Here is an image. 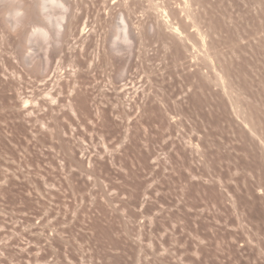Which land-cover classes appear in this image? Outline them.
<instances>
[{
	"label": "rangeland",
	"instance_id": "rangeland-1",
	"mask_svg": "<svg viewBox=\"0 0 264 264\" xmlns=\"http://www.w3.org/2000/svg\"><path fill=\"white\" fill-rule=\"evenodd\" d=\"M70 1L0 17V264H264V0Z\"/></svg>",
	"mask_w": 264,
	"mask_h": 264
},
{
	"label": "bare ground",
	"instance_id": "bare-ground-1",
	"mask_svg": "<svg viewBox=\"0 0 264 264\" xmlns=\"http://www.w3.org/2000/svg\"><path fill=\"white\" fill-rule=\"evenodd\" d=\"M121 1V0H120ZM71 2L73 3V1L70 0H34V2H30L29 0H0V17L2 19V21H5L4 24H6L5 26L9 29V31L21 35L22 36V40L20 41V44L18 46V49L20 50L19 54L21 56V60H36L34 59V57H28L27 55H25V51L27 50V45L28 43L32 42L34 40L35 37H40L39 39L42 38V40L46 39L49 37L50 35V25L45 19H43V16H46L48 20H50L52 22V16L50 14H46L44 15V11L48 10V9H53V7H57L59 8V6H63L66 9V12L69 8V6L71 7ZM106 2V1H105ZM139 3V2H138ZM76 4V3H75ZM80 4V3H79ZM53 5H57V6H53ZM106 5V4H105ZM53 6V7H52ZM61 6V7H62ZM188 6V5H187ZM62 7V9H63ZM108 7V6H107ZM75 8V6H74ZM81 8V6H80ZM87 8V7H86ZM70 9V8H69ZM72 9V8H71ZM109 9V8H108ZM111 9V8H110ZM78 10V9H77ZM105 11V10H104ZM77 12V11H76ZM80 12V11H79ZM75 13V12H73ZM63 14V12H62ZM61 14V15H62ZM85 14V13H84ZM87 14V13H86ZM76 15V14H75ZM80 15V14H79ZM60 19H55L54 21V26L55 28L58 27L60 29H64L67 32L68 31V27L67 26L68 22L65 23V21L69 20L67 13H65L64 15L60 16ZM77 17V16H76ZM78 19V18H77ZM80 20V19H79ZM96 20V19H95ZM100 20V19H99ZM78 22V21H77ZM91 22V21H90ZM101 22V20H100ZM126 22V21H125ZM70 23V21H69ZM87 23V22H86ZM120 23V22H119ZM67 24V25H66ZM128 24V23H127ZM34 25L35 26V30L31 31L30 30V26ZM70 25V24H69ZM122 25V24H121ZM53 26V27H54ZM73 26V25H71ZM75 26V24H74ZM96 26V25H94ZM104 26V25H103ZM111 26V25H110ZM116 26V25H115ZM52 27V28H53ZM100 27H102L100 25ZM114 27V26H113ZM76 28V26H75ZM84 28V27H83ZM116 28V27H115ZM118 28V27H117ZM57 29V28H56ZM84 30V29H83ZM98 30V29H95ZM132 30V28H131ZM4 31V30H3ZM2 31V32H3ZM56 31V30H55ZM65 31V32H66ZM135 31V30H134ZM6 32V31H5ZM59 35L58 37H62L64 40V37L66 36L67 38V33H64L62 30H59ZM89 32V31H88ZM95 32V31H94ZM113 32V31H112ZM115 32V31H114ZM137 32V31H136ZM52 33V32H51ZM71 33V32H70ZM110 33V32H109ZM131 32H129L130 34ZM133 33V32H132ZM91 34V33H90ZM121 32L118 30L117 31V36H120ZM128 34V35H129ZM136 34V33H134ZM71 35V34H70ZM112 35V34H111ZM114 35V36H116ZM138 35V34H137ZM140 35V34H139ZM7 36V35H6ZM19 36V37H21ZM113 36V35H112ZM111 36V37H112ZM123 36V35H122ZM121 36V37H122ZM134 36V35H133ZM2 37V36H1ZM107 37V36H106ZM129 37V36H128ZM137 37V36H136ZM15 38V37H14ZM65 38V39H66ZM50 39V37H49ZM76 39V38H75ZM104 39V38H103ZM107 39V38H106ZM127 39V37L125 38ZM129 39V38H128ZM83 40V39H82ZM45 41V40H44ZM71 41V40H70ZM87 41V40H86ZM103 41V40H102ZM49 42V41H48ZM66 42V41H65ZM69 42V41H68ZM124 42V41H123ZM63 43V42H62ZM67 43V42H66ZM71 43V42H70ZM89 43V42H88ZM137 43V42H136ZM64 45V44H63ZM68 45V44H67ZM72 45V44H71ZM105 45V44H104ZM69 46V45H68ZM63 47V46H62ZM65 47V46H64ZM53 48V47H52ZM56 48V47H55ZM71 48V47H70ZM94 48V47H93ZM60 49V48H59ZM66 49V48H65ZM62 50V49H61ZM81 50V49H80ZM58 52V51H57ZM78 52V51H77ZM14 53V52H13ZM12 53V54H13ZM54 53V52H53ZM63 53V52H62ZM87 53V52H86ZM50 54V53H49ZM15 56V55H14ZM51 56V55H50ZM86 56V55H85ZM49 58V56H47ZM78 57V56H77ZM84 57V56H83ZM53 59V58H52ZM75 59V58H73ZM84 59V58H83ZM86 59V58H85ZM17 60V59H16ZM49 60H51L49 58ZM69 60V59H68ZM72 60V59H70ZM24 62V61H23ZM34 63V62H33ZM53 63V62H52ZM32 64V61L31 63ZM45 64V63H44ZM50 67V66H49ZM41 67H39L40 69ZM46 68V67H45ZM42 69V68H41ZM48 71V70H47ZM40 72V71H39ZM43 74V73H42ZM41 74V76H42ZM46 75V74H45ZM40 79V78H39ZM38 79V80H39Z\"/></svg>",
	"mask_w": 264,
	"mask_h": 264
},
{
	"label": "snow or ice",
	"instance_id": "snow-or-ice-1",
	"mask_svg": "<svg viewBox=\"0 0 264 264\" xmlns=\"http://www.w3.org/2000/svg\"><path fill=\"white\" fill-rule=\"evenodd\" d=\"M113 2H115V0H113ZM62 6V5H61Z\"/></svg>",
	"mask_w": 264,
	"mask_h": 264
}]
</instances>
